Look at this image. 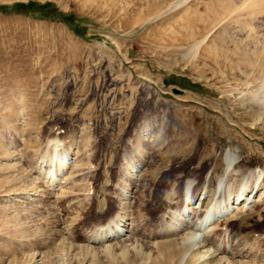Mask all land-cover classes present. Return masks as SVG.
<instances>
[{"label":"rangeland","instance_id":"1","mask_svg":"<svg viewBox=\"0 0 264 264\" xmlns=\"http://www.w3.org/2000/svg\"><path fill=\"white\" fill-rule=\"evenodd\" d=\"M0 264H264V0H0Z\"/></svg>","mask_w":264,"mask_h":264},{"label":"bare ground","instance_id":"2","mask_svg":"<svg viewBox=\"0 0 264 264\" xmlns=\"http://www.w3.org/2000/svg\"><path fill=\"white\" fill-rule=\"evenodd\" d=\"M232 162H233V157L231 155L227 156L226 162H225L226 163L225 164L226 170H229V167H230ZM192 183H193V181L188 179L186 181V189H189L192 186ZM221 184L222 183H220V186H221ZM242 187H243V184L240 187L241 190L239 189V191L237 190V192L235 193L233 201L231 199L227 200V197L230 196L232 193H228V191L223 190V194L221 195L219 193L217 195V197H215V201L213 202V204H210L211 202L210 203L207 202V199H209L211 197L210 189L207 190L204 187H202L201 193L199 194V200H198L199 202L197 203L196 206L192 207V205H191L193 203V199L195 197L196 192L194 193V195L191 194L190 196H186L185 200H184V204H186V207L184 206V210H183L182 214H183L184 220L188 221V222H186V223H188V226L186 228H188L189 234L186 233L184 237L179 238V239H183V241H182L183 246L182 247L180 246V249H183V247L185 246V243L187 241H189V239H191L193 242L195 240H198V242H202V241L207 240L210 237L209 234L211 232V229L215 228L214 224L216 223V221H218L221 217L229 215L237 207L239 208V206L246 203V201H248L250 199V196L245 195L242 192V189L245 188V187L244 188H242ZM211 191H213V190H211ZM190 205H191V207H189ZM191 214H195L193 221L189 220V217ZM161 216H163V214ZM114 218L115 217L110 218L109 221H107L104 224V225H107V223H109L108 226L98 224L97 229L95 228L94 238H96L97 240L100 237H103L104 239H110V238H113L117 233H119L122 230V228H121V224H122L121 220L122 219H121V217L119 218V215L115 219ZM110 223H112L111 227H110ZM184 223H185V221H184ZM113 225H115V226L112 228ZM224 226H226V225H224ZM120 234H122V233H120ZM172 240L174 241L177 239H172ZM108 241H110V240H108ZM188 246H191V245H188Z\"/></svg>","mask_w":264,"mask_h":264},{"label":"trees","instance_id":"3","mask_svg":"<svg viewBox=\"0 0 264 264\" xmlns=\"http://www.w3.org/2000/svg\"><path fill=\"white\" fill-rule=\"evenodd\" d=\"M50 7H51L50 3L35 5V3L31 1L28 3H16L15 5H13L12 8L17 12H24L32 16L47 17L48 14L42 11L44 10V8H50Z\"/></svg>","mask_w":264,"mask_h":264},{"label":"water","instance_id":"4","mask_svg":"<svg viewBox=\"0 0 264 264\" xmlns=\"http://www.w3.org/2000/svg\"><path fill=\"white\" fill-rule=\"evenodd\" d=\"M172 91L175 93H180V94H182L184 92L181 89H176V88H173Z\"/></svg>","mask_w":264,"mask_h":264}]
</instances>
